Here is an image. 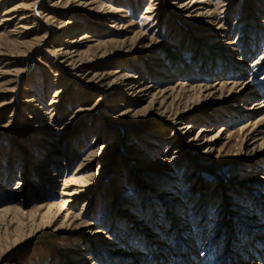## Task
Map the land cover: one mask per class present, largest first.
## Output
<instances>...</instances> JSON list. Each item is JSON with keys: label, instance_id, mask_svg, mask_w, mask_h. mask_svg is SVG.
I'll list each match as a JSON object with an SVG mask.
<instances>
[{"label": "rangeland", "instance_id": "obj_1", "mask_svg": "<svg viewBox=\"0 0 264 264\" xmlns=\"http://www.w3.org/2000/svg\"><path fill=\"white\" fill-rule=\"evenodd\" d=\"M157 1L162 2L159 4ZM192 1L0 0V264H54L63 255L71 260L87 252L91 255L89 251L76 252V249L86 248V244L79 238L72 239L75 233H79L72 232L74 226L62 223L67 210L72 214L80 212L78 219L86 225L82 229L87 233L85 237L89 243L96 241L94 245L98 255L91 257L96 256L93 261L104 264L100 256L105 257V249L131 251L122 245L123 236L120 234H125L122 230L124 225L118 223L119 234L111 227L114 222L112 215L118 210L126 208L122 214L131 216L142 226L145 223L150 226L153 220L148 207L150 204L156 205L162 213L163 205L169 199L178 197L179 205L187 201L192 205L205 196L208 208L214 212L224 198L222 193L216 194L213 190L214 183L220 179L227 182L236 171L239 176H251L245 184L247 188L248 184L253 186L256 183L253 174H256L258 157L264 156V149L254 153L260 155L239 151V140L250 127H247V132L240 133L238 126L242 119L236 117L231 118L228 124L224 123L228 126L225 129L233 132V137L228 142L222 139L214 144L215 148L223 149L220 158L214 159L213 155L205 158L203 155L206 153L196 155L197 152L193 151L187 155L183 153L185 155L178 160L172 158V151L178 144H172V139L181 140L179 132L186 138L196 132L186 134L187 129L182 130L183 122L195 125V129L218 128L221 123L211 125L212 119L221 120L225 107L230 106L231 101L239 104L236 96L242 86L240 82H245L248 77L250 80L246 82L249 83L254 77L255 81H261L264 75V0H207V9L202 10L207 11L205 14L196 7L187 8ZM110 6L115 7L114 11L108 12ZM148 6L150 10L157 8L152 13H145ZM39 12L45 14L47 21ZM23 13L28 15L27 18L19 20ZM112 20H116L115 27L108 26L112 25ZM48 24L53 26L55 34H49ZM78 24H84L86 28L78 30L68 37V42L62 43L63 35L74 31ZM217 29L224 32L222 37L213 36ZM186 35L191 37L186 38ZM80 37L83 38L78 40ZM197 38L201 39L202 46L196 43ZM217 38L219 43L215 51L223 57L227 51L231 54L241 52V56L233 54L231 57L240 69L232 66L223 75V81L233 80L237 85L232 92H224L221 97L217 93L204 96L207 92L202 91L200 96L188 99L185 103L188 108L181 112L188 117L177 121V114L173 112L182 110L187 98L170 111L165 108L169 105L168 92L159 93V90L175 84L214 83L216 76L206 73L216 63H203L201 54L208 40H213V43ZM72 40L79 41V49L86 51L83 56L91 59L90 73L78 76L86 82L84 85L80 82L82 87L66 74L74 71L69 58L59 52L58 59L64 72L57 75L58 60L50 55L52 48L70 46L74 44ZM108 40L114 41L107 43ZM95 42L99 46L86 49V44ZM129 46L134 47L132 52H127ZM95 48L98 51L95 52ZM146 49L154 50L166 65H175L180 75L158 82L160 78L148 71L150 65H144L148 54L153 53H146ZM216 62L215 67L224 70V64ZM138 71L146 73L143 74L142 85L151 83L156 88L136 97L139 99L129 96L125 100L127 97L123 96L114 101L112 97L122 88L116 76L127 73L134 77L138 76ZM93 73L103 74L100 79L106 90L103 99H98L103 93L102 88L88 78ZM56 90L62 91L58 94V103L50 104V100L57 99L53 97ZM153 92L157 94L152 96ZM30 99L34 101L30 102ZM161 99L163 103L160 104ZM30 104L34 105L32 112L28 107ZM126 107L132 110L126 112ZM261 114H264V108L250 120H256ZM196 115L199 116L194 120L192 117ZM262 120L260 123H264ZM196 143L200 145L204 139L199 137ZM46 150L50 154L44 159L47 165L39 170L36 156ZM210 154H215V151ZM56 159L61 162L59 166L53 165ZM250 160L255 165L244 166L242 163ZM21 171L25 173L23 180L19 174ZM45 171L47 175L40 174ZM53 171L56 174L51 176ZM49 177L56 181L48 183ZM200 179L208 183L204 191L194 189L190 183ZM17 182L27 185L23 197H18L20 194L15 192L18 188H12ZM74 190L76 195L70 201V208L62 209L53 220L40 216L49 204H53L52 209L56 211L55 206L68 196L67 191ZM227 200H230V195ZM4 208L9 209L2 211ZM135 211L137 217H132ZM226 211L230 215L235 214L231 208ZM98 228L100 236L93 237L92 230ZM226 239H223L222 246L226 245ZM229 250L230 255L232 251L230 253Z\"/></svg>", "mask_w": 264, "mask_h": 264}, {"label": "bare ground", "instance_id": "obj_2", "mask_svg": "<svg viewBox=\"0 0 264 264\" xmlns=\"http://www.w3.org/2000/svg\"><path fill=\"white\" fill-rule=\"evenodd\" d=\"M161 2L162 1H157V3L159 4H161ZM192 2L193 3H191L190 5L187 4V8L196 7V9L198 10L201 9V14L207 13V11L202 12V10L205 11V9H207V0H193ZM160 6L161 5L157 7ZM157 7H152L154 9L150 10L148 6L144 10V12L152 13ZM114 8L115 7L110 6L108 12L114 11ZM39 14L41 18L45 20V14H43V12H39ZM27 16V14L23 13L19 20H23L27 18ZM1 19L3 21L10 20L8 18ZM45 21H47V19ZM115 21L116 20H112V25L110 24L108 26L115 27V25L117 24ZM46 28L48 29L49 34H55L53 26L48 24L46 25ZM85 28L86 25L78 24L74 31H67L66 35H63L64 38L63 40H61V42H68V37L72 36L78 30ZM217 31L218 32H216V34L213 36L222 37L224 32L219 29H217ZM81 34H83L82 36L85 35L84 32H82ZM0 35L2 34L0 33ZM188 37L191 36L186 35V38ZM81 38L83 37L78 38V40H81ZM209 38H211V36H209ZM217 39L218 40H215L213 43H211L213 40H208L205 45L206 48L204 50L202 49L203 53L201 54L203 63L207 64L208 61L216 63L214 64V67H209V71L206 73L210 76H216L214 78V83H203L197 85L192 84L186 86L175 84L172 86H166L159 90V93L168 92L167 95L169 98V105L165 106V108H169L170 111H173L174 105H179L182 100L184 101V99L187 98L183 102V107L181 108L182 110L175 113L173 112V114H177V121H182L185 116H187L183 115L181 112L185 111L188 108L187 105H185L188 99L190 100L194 97L200 96L202 91L207 92L204 96H213L215 93H217L218 96L221 97L222 95H224V92L227 94L232 92L233 87L237 85V82L233 80L223 81V75L227 74V69L232 66H236L235 68L238 70L240 69L238 64L231 60V57L233 54L235 56H241V52L237 53L236 51V54H231V52L227 51V54H225L226 56L223 57V55L219 54L220 52L215 51V46L219 43V38ZM90 40H92V38ZM200 40L197 38L196 43L202 46ZM112 41L114 40H108L107 43ZM78 42L79 41L72 40V43L74 44H71L70 46H59L58 49L52 48L50 50V55L54 60H58L59 69L56 70L57 75L60 74V71H63L62 63L58 59L59 52H61L65 57L69 58L68 60H70V64L73 65L72 69L74 71L66 72V74H68V76L76 81V84L80 85L81 82V84L84 85L86 82L81 81L78 76H87L90 73L89 69L91 66V59L83 56L86 51H84V49H79V44L81 43ZM96 46H99L96 45V42L94 44H86V49L89 48L90 50L92 47ZM133 48V46H129L126 50L127 52H132ZM95 49V52L98 51L97 48ZM153 51L148 50L146 53H150ZM102 54L103 53H100L99 56H102ZM131 58H133V56H131ZM223 58L226 59L224 60ZM216 61L224 64V70L221 71L217 66L215 67V65H217ZM144 65H150V67H148V71L154 76L157 75V77L160 78V80L158 81L160 83L164 82L163 80H169L174 76L180 75L179 69L175 65H166L165 60L163 61V59H161L155 52H153L152 54H148V60L144 63ZM142 69L144 70V68ZM166 71L168 72V75H166ZM191 71L195 72V70L193 69H191ZM138 73V76L134 77H131V75H128L127 73H121L116 76V80H119V85L122 86V88H120V91H118V93L112 97L114 101H118V99L123 96L127 97L125 100L129 99V96H131L132 98L143 96L142 93H150L153 89L156 88L155 85H152L151 83L142 85L143 83L141 80L145 78V75L143 74L146 73L145 71H138ZM102 76L103 74L93 73L90 77H88L89 80H93V82L103 90V93L98 96V99H103L102 95L106 92L102 84H100V79ZM255 78L256 77L251 79L253 80L252 83L246 82L250 80V77H248L245 82H240L242 86L238 88L239 93L236 96L239 100V104L235 105L236 102L231 101V105L225 107V114L222 115L224 119H212L211 125L217 124V122L221 123V126H218V128L211 126L204 129H195V125L193 126L192 124L183 122L182 130L187 129L186 134L189 132H196L194 136L192 134V136L188 138L183 137V133L179 132L178 134L182 139L177 141L172 139V144L178 143L175 149L172 151L174 153L172 158L178 160L181 156H184L185 154L187 155L190 151L197 152L196 155L206 153L205 156L203 155V157L205 158H210V155H213L214 159L220 158L223 149L215 148L216 145L214 146V144L222 139H226V141L228 142L233 137V132L225 129L228 126H224V123L228 124L229 120L235 117L239 120L242 119V123H240L238 126L239 132L241 131L240 133L246 131L248 126L250 127V132L248 131V133L241 140H239V151H245L244 154H254L257 150L261 148L264 149V123H260L259 121L264 119V114L257 116L258 118L255 117L256 120H250V118L253 117L257 111L264 108V75L263 77H261V81H255ZM82 85L80 86L82 87ZM60 92L62 91L56 90V92L53 94V97L56 96L57 99L53 101L50 100V104L56 102L58 103V94ZM156 94L157 93L153 92L152 96H155ZM250 99L253 100L248 103ZM33 101V99H30V102ZM162 101L163 99L160 100V104L163 103ZM241 102L242 104L240 105ZM28 107L31 108V112L35 110L33 104H30ZM125 110L126 112H128L132 109L130 107H126ZM26 116L28 117L29 115ZM198 116L199 115H196V117L194 116L192 118H194L195 120ZM199 137H202V139H204V143H200V145L196 143ZM202 144L203 147L200 148L199 146H201ZM48 150L40 153V156H36V158H38L39 160L36 163L39 170H42L45 164L47 165V162L44 159L46 156H50V154L47 153ZM213 150L215 151V154H210L213 153ZM139 152H142V150L140 149ZM92 155H95V152H93ZM257 160L258 162H256L257 167L255 170L256 174H253L256 177V183H253V186H251V184H248L250 186L247 188L245 184L246 182H249L251 176H239L238 171H236L237 173H235L234 176L227 182H224L223 179H220L221 181L214 183L216 189L214 188L213 190L216 192V194L222 193L224 195V198L221 199L222 202L218 204L219 206L214 212H212L208 208L205 196L197 200L198 202L195 201V204L191 203L192 205H188V201L187 203L185 202L186 204L184 205H179L177 201L180 199L178 197H175L171 200L169 199L168 203H164V211L162 213H159L156 205L150 204L148 207H150L151 209L150 215L151 219H153L150 226H148V224L146 223L142 226L137 220L131 218V216L122 214V211H124V209L126 210V208H124L122 211L118 210L115 215H112V217H114V222L112 221L111 225L113 226H110L116 234H119V227L117 228L118 223H122L124 225L122 230L123 232L125 231V234H120L121 236H123L122 239L124 244L122 245L127 246V248L131 251L119 252L117 249H105V257L100 256V258H103L104 264H264V156H259ZM53 162L54 166H59V162L57 159ZM242 163H244V166H249L251 163L252 165H255L253 164V160L242 161ZM19 174L22 176L20 178L23 180L25 173L21 171ZM40 174L47 175L48 173L47 171H45L41 172ZM55 174L56 173L54 171L50 173L51 176H54ZM85 177H89V175ZM47 179L50 181L48 183H54L56 181L50 177ZM86 182L87 181H85V183ZM190 183L194 185V189L198 188L199 190L202 189V191H204L205 186L208 185V183H205L203 179L193 180ZM12 188L19 189L15 191L17 194H20L18 197H23V193L27 191V185L24 182H17V185ZM39 189V191H43V189ZM66 194L68 196L64 198L61 203L55 206L57 208L56 211H53L52 209L54 207L53 204H49L48 206H46L45 211L40 216L43 217L45 215L51 217L50 219L53 220L55 217L59 216L62 209L66 210L70 208L68 206L70 205V201L75 198L76 192L75 190L74 192L67 191ZM170 194L172 195V193ZM229 195L230 200H227ZM141 202L143 201L141 200ZM157 206L159 207V204ZM146 208L147 205L146 207L144 206V211L146 210ZM227 208H231L232 210H234L235 214L230 215L231 213H227ZM8 209L9 208H4L2 209V211H6ZM136 212L137 211L134 212V215H132V217H137V213L139 215L141 213L139 212V210L137 213ZM79 215L80 212L78 214H72L70 210H67L66 212H64L62 223H64L68 227L74 226L75 230H73L72 232L75 231L79 233H75L76 235H74L72 239L79 238L84 244H86V248H81L78 250L76 249V252L89 251L91 252V255H96L98 252L94 245V243L96 244V241H92L93 243H89L90 240L85 237V234L87 235V233L83 232L82 229L86 227V225L82 224L79 221ZM212 221H214V223ZM92 231L93 232L91 234L93 237L98 238L100 236L101 230H99V228ZM224 238H227L225 243L226 245L222 246ZM83 239L85 240L83 241ZM74 242H72L71 244H75ZM115 244L116 243H112V245ZM131 246L132 249L130 248ZM228 250L230 253L232 251L230 255L228 254ZM91 255L88 252L87 254H80L77 258H73L74 260H71L69 256L63 255L59 260H56L54 264H98L93 261L96 256L92 258Z\"/></svg>", "mask_w": 264, "mask_h": 264}]
</instances>
